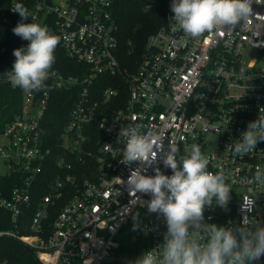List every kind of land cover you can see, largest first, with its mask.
<instances>
[{
	"label": "built area",
	"instance_id": "built-area-1",
	"mask_svg": "<svg viewBox=\"0 0 264 264\" xmlns=\"http://www.w3.org/2000/svg\"><path fill=\"white\" fill-rule=\"evenodd\" d=\"M21 1L12 0L11 8ZM118 1L35 0L33 22L59 37L79 71L52 67L47 88L30 94L5 78L23 91V108L0 131V215L8 224L0 239L22 241L41 264H108L128 225L149 239L145 253L164 244L166 219L149 211L150 194L130 195L127 179L137 168L147 176L157 168L169 177L173 172L159 152L150 167L122 162L119 132L129 126L162 133L165 152L171 139L181 156L185 146L198 144L208 170L223 171L233 186L229 202L223 208L213 198L204 223L238 229L247 220L249 227H264V186L252 182L264 167V141L243 158L230 148L264 109V0H253L245 27L241 22L234 31L196 39L178 29L167 0L165 24L136 55L119 41ZM53 87L76 95L54 148L44 126Z\"/></svg>",
	"mask_w": 264,
	"mask_h": 264
},
{
	"label": "clouds",
	"instance_id": "clouds-1",
	"mask_svg": "<svg viewBox=\"0 0 264 264\" xmlns=\"http://www.w3.org/2000/svg\"><path fill=\"white\" fill-rule=\"evenodd\" d=\"M255 2L259 4L262 0ZM252 3L253 0H172L171 10L178 29L196 39L214 31H234L241 22L245 27L252 19ZM150 8L148 5L143 10ZM11 10L21 17L13 28L14 34L29 44L14 50L12 70L4 77L25 93L45 90L49 71L55 63L54 52L59 37L46 26L24 23L30 13L22 3H16ZM119 137L124 143L123 163L139 161L150 167L157 161L159 152L163 154L165 167H170L173 172L169 177L157 168L154 176H147L137 168L127 179L130 195L135 197L137 192L150 194L149 211L162 214L167 223L164 244L158 250L143 254L132 264H251L264 255V227H249L247 220L238 229L204 223L205 206H211L215 198L216 204L226 208L233 186L226 182L223 171L213 173L208 170L209 159L198 144H193L190 149L185 146L187 155L181 156L172 139L169 150L164 151L162 133L152 130L141 133L136 127L129 126L120 130ZM258 141H264V109L257 120L248 124L242 139L230 148L243 158L253 152ZM178 155L182 168L178 167ZM252 182L264 186V167H257ZM244 199L246 203H252L250 197ZM134 219H138V214Z\"/></svg>",
	"mask_w": 264,
	"mask_h": 264
},
{
	"label": "trees",
	"instance_id": "trees-1",
	"mask_svg": "<svg viewBox=\"0 0 264 264\" xmlns=\"http://www.w3.org/2000/svg\"><path fill=\"white\" fill-rule=\"evenodd\" d=\"M30 16L24 23L33 22L35 0H22ZM149 5V0H119L115 5L114 15L118 23V38L123 49L128 53L134 50V55L144 49L150 34L160 28L167 18V0H157L148 11L143 9ZM12 0H0V131L14 116L22 112L23 91L12 88L6 81L4 74L11 71V64L15 60L13 52L18 48H26L29 41L14 34L13 28L21 21L18 13L11 12ZM55 63L52 67L63 73H77L80 65L69 58L59 42L54 52ZM106 86V85H105ZM76 95L71 89H51L48 110L44 118V126L48 144L52 148L58 146L64 127L68 122L70 111L74 105ZM6 181L14 184L13 178ZM0 215V229L8 227L3 223ZM54 217V215H53ZM52 217V218H53ZM23 228V227H22ZM21 228V229H22ZM128 227L124 228V231ZM133 242L123 243L117 248V253L124 257L111 259L108 264H132L145 254L149 239L135 227L131 228ZM21 233H30V229H22ZM115 250V251H116ZM6 264H41L33 248L18 239L3 237L0 239V263ZM256 264H264L262 255Z\"/></svg>",
	"mask_w": 264,
	"mask_h": 264
},
{
	"label": "rangeland",
	"instance_id": "rangeland-1",
	"mask_svg": "<svg viewBox=\"0 0 264 264\" xmlns=\"http://www.w3.org/2000/svg\"><path fill=\"white\" fill-rule=\"evenodd\" d=\"M0 170L1 171L4 170L3 165H0ZM131 228H132V225H128V228L125 231L121 232L120 235H119V240L122 241L125 244L134 241V238L132 237ZM121 257H124V255H122V253H120V252L117 253V250H116L115 253L112 256V259L121 258Z\"/></svg>",
	"mask_w": 264,
	"mask_h": 264
},
{
	"label": "water",
	"instance_id": "water-1",
	"mask_svg": "<svg viewBox=\"0 0 264 264\" xmlns=\"http://www.w3.org/2000/svg\"><path fill=\"white\" fill-rule=\"evenodd\" d=\"M251 263L252 264H256L257 263V260H253Z\"/></svg>",
	"mask_w": 264,
	"mask_h": 264
}]
</instances>
